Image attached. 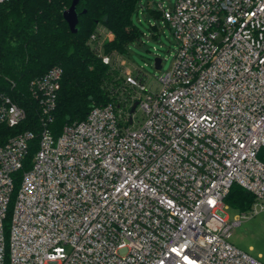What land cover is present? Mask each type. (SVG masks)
<instances>
[{"label":"built area","instance_id":"built-area-1","mask_svg":"<svg viewBox=\"0 0 264 264\" xmlns=\"http://www.w3.org/2000/svg\"><path fill=\"white\" fill-rule=\"evenodd\" d=\"M157 8L179 48L156 90L103 52V26L89 45L122 70L114 101L55 136L62 69L32 81L41 130L20 179L35 135L0 145V264H264L230 242L242 221L224 202L237 184L255 197L251 216L264 211V0ZM25 119L0 92V126Z\"/></svg>","mask_w":264,"mask_h":264},{"label":"trees","instance_id":"trees-1","mask_svg":"<svg viewBox=\"0 0 264 264\" xmlns=\"http://www.w3.org/2000/svg\"><path fill=\"white\" fill-rule=\"evenodd\" d=\"M73 0H8L0 3V92L10 97L26 112L17 127L0 126V145L18 133L32 132L24 167L16 174L20 179L32 165L41 130L40 98L31 89L32 81L60 67L62 77L56 106L49 127L55 136L72 123L87 119L94 106L115 100L116 90L124 83L122 70H112L90 45L91 35L99 26L113 35L104 44L107 55L126 57V47L140 38L133 21L141 0H79L78 32L73 34L63 13ZM149 14L163 19L158 8H147ZM157 27L154 26L153 30ZM229 208L247 214L255 197L237 184L226 195ZM10 216L7 218L9 221ZM5 264H9L8 257Z\"/></svg>","mask_w":264,"mask_h":264},{"label":"rangeland","instance_id":"rangeland-1","mask_svg":"<svg viewBox=\"0 0 264 264\" xmlns=\"http://www.w3.org/2000/svg\"><path fill=\"white\" fill-rule=\"evenodd\" d=\"M176 0H141L138 13L133 16V21L140 32V38L126 47V69H136L135 76L147 90H156V81L170 70L174 63L176 52L179 48L178 41L172 29L164 21L151 16L147 10L157 8H172ZM156 26L157 29L153 30ZM162 60V67L156 69L155 59ZM137 114H141L137 110ZM231 221L240 219L241 225L237 226L231 235L230 242L237 248L248 252L254 257H260L264 262V211L251 216L248 212L245 219H241L239 212L229 208L225 211Z\"/></svg>","mask_w":264,"mask_h":264},{"label":"water","instance_id":"water-1","mask_svg":"<svg viewBox=\"0 0 264 264\" xmlns=\"http://www.w3.org/2000/svg\"><path fill=\"white\" fill-rule=\"evenodd\" d=\"M78 3L79 0H73L71 6L63 13L64 20L67 22L73 34H76L78 32V28H77L79 23V15L77 12ZM161 62H162L161 59L159 58L155 59L154 66L156 69H160L162 67ZM135 108H136V104L133 105V107L131 108V112H133Z\"/></svg>","mask_w":264,"mask_h":264}]
</instances>
